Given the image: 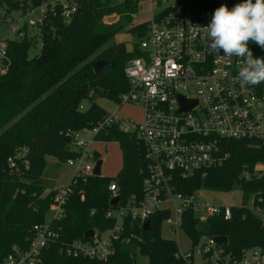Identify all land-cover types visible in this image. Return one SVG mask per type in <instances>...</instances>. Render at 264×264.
I'll return each mask as SVG.
<instances>
[{"label": "trees", "instance_id": "1", "mask_svg": "<svg viewBox=\"0 0 264 264\" xmlns=\"http://www.w3.org/2000/svg\"><path fill=\"white\" fill-rule=\"evenodd\" d=\"M47 0H0V19L12 12L22 15L32 11ZM243 0H230L229 9ZM189 8L215 11L220 7L215 0H185ZM79 16L65 24L58 16H48L38 28L40 53L28 58L37 36L31 37L27 25L22 36L8 43L11 67L0 79V257L12 246L25 248L32 235V227L43 223L52 199L55 181L62 164L73 157L67 131H80L98 122L105 114L96 98L117 102L129 89L123 74L126 62L138 57L136 47L131 51L124 43L105 47L116 34L127 30L132 33L143 28L131 26V15L136 5L125 2L120 5L110 0H83ZM118 16L115 23H106L109 15ZM254 58H264V49L249 43ZM97 61H107L112 68H104L99 74L93 71ZM94 97L88 99L89 93ZM86 103L85 110L79 106ZM94 141L120 144L122 166L114 181L118 185L122 201L132 195H142V182L146 168L144 145L135 136L126 135L116 128L100 132ZM245 141H222L221 152L226 155L220 166L202 169L185 180L177 179L175 185L183 195L196 190L230 193L238 190L242 204L260 196L264 206V145ZM24 152L21 159L17 153ZM48 157L55 158L47 162ZM12 158L14 168L6 169L7 159ZM99 160V156L96 154ZM16 159V160H15ZM27 163V168L24 163ZM259 165L260 168H256ZM243 173L249 180L241 179ZM112 180L90 176L87 183H78L76 192L66 207V217L59 227L63 243L84 240L88 230H106L112 221L104 218L109 208L108 185ZM47 194L42 196V192ZM84 199H81V194ZM166 214L150 219V230L143 232L139 244L140 254L148 264H180L174 254L178 246L161 236L160 226ZM183 231L193 243L201 237L225 236L228 248L264 246V231L260 223L244 208H232V219L210 217L205 221L195 219L187 211L183 215ZM59 244L50 245L43 255L42 264H94L86 259L67 258L60 253ZM136 247L116 245L115 264H134Z\"/></svg>", "mask_w": 264, "mask_h": 264}, {"label": "built area", "instance_id": "2", "mask_svg": "<svg viewBox=\"0 0 264 264\" xmlns=\"http://www.w3.org/2000/svg\"><path fill=\"white\" fill-rule=\"evenodd\" d=\"M110 1L116 5L134 3L137 12L131 15L132 19L143 9L148 16L135 25L143 26L136 34L144 36L134 46L139 56L130 58L123 69L129 89L117 102H112L116 111L105 112L88 128L66 132L74 152L65 161L72 169L70 180L54 187L45 221L32 227L27 246L23 249L12 246L10 252L0 257V264H42L45 251L56 244L67 258L115 264L112 259L117 244L136 247V254L141 255L138 247L143 242L142 233L146 232L144 224L149 222L150 230V219L160 214H166L161 226L167 224L175 233L183 230V215L187 211L200 221L210 217L230 221L233 207L244 208L258 219L264 231V206L260 196L250 198L245 206L242 199L236 206H218L204 195H183L175 185L177 179L185 180L199 170L220 166L226 158L220 148L222 141L264 145V83L250 85L240 79L241 58L210 53V41L202 28L209 25L214 11L189 8L185 0ZM78 3V0H50L34 9L40 17L27 27L30 29L31 24L41 27L50 15L69 24L79 8ZM21 30L14 27L11 31L15 36H22ZM9 42H0V79L11 67ZM93 97L94 93H89L88 99ZM179 97L194 105L180 111ZM86 105L81 104L79 110H85ZM123 106L139 107L141 120L121 115ZM112 128L135 135L144 145L146 168L142 195H132L122 201L118 185L111 181L107 187L109 208L104 218L112 221V227L103 231L94 229L89 239L63 243L59 227L66 217V207L77 184H85L93 176L98 160L91 150L94 138ZM82 132L90 133L92 139L81 138ZM6 166L14 168V160L8 158ZM249 177L247 173L240 176L246 181ZM116 198L117 204L110 205ZM171 212L174 219L169 217ZM213 237H201L196 244L190 240V252L184 255L177 250L175 260L180 264H264V246L232 249L228 248V239L226 246H217L212 239H207Z\"/></svg>", "mask_w": 264, "mask_h": 264}, {"label": "rangeland", "instance_id": "3", "mask_svg": "<svg viewBox=\"0 0 264 264\" xmlns=\"http://www.w3.org/2000/svg\"><path fill=\"white\" fill-rule=\"evenodd\" d=\"M50 1V0H47ZM230 0H215V2L218 5H226ZM237 2L238 0H234ZM147 8V6H145ZM2 18L0 19V42L2 41H11L15 39V33H13L11 30L16 28H22L24 25H29L32 21L38 19L40 17V13L38 10H32L26 12L25 15H22L21 11H15L9 14L8 16L4 17L3 14H1ZM108 18H112L111 20ZM118 16L112 14L106 17L107 23H115L118 21ZM148 19L147 13L144 12V9L141 11H138L136 14V17L132 19L131 26H134L136 24H139L145 20ZM29 29V28H28ZM119 32L116 34L107 44L105 47L112 46L114 44L124 43L127 49H131L135 45L138 44L139 39L137 37L136 33L129 32L127 30ZM30 33L31 37H34L38 35V27L37 24H31L30 26ZM41 48V42L37 36L36 42L31 46L29 52H28V58L32 59L35 56H37L40 53ZM243 67V64H242ZM241 67V68H242ZM95 103L103 109L105 112H114L116 111V107L114 104L106 99L96 98ZM121 115L124 116H131L135 120L139 121L141 117V111L138 108L132 109V111L127 110L126 108L120 112ZM80 137L85 140H91L92 135L88 132H82L80 134ZM92 151H96L100 154L99 160L102 161L101 165V176L109 178L110 180L114 181L116 178L118 172L121 169L122 166V152L120 144L117 142H111V143H104V142H97L94 141L91 146ZM24 156V152L17 153L16 158L21 159ZM16 160V159H15ZM47 162H54L56 161L55 158L48 157L46 159ZM25 167L27 168V163L25 162ZM256 168H260L259 165L256 166ZM72 173V169L68 167L65 163L62 164V170L59 174V177L57 178L55 185L60 184H66L70 180V176ZM42 196L47 194V191H43ZM193 194H196V196L204 195V198L206 200H210L213 204H216L218 206H236L241 204V194L238 190H234L230 193H218L213 192L211 190H196ZM192 194V195H193ZM189 196V195H187ZM170 207V205H168ZM48 213V212H47ZM47 213L45 214L47 216ZM170 219H174L173 212L169 215ZM161 236L165 239L174 241L177 246L178 250L181 254H187L190 252L192 246L190 239L185 234L183 230H178L175 233H172L169 225L162 224L161 226ZM134 264H148V259L144 257L143 255L136 254L134 256Z\"/></svg>", "mask_w": 264, "mask_h": 264}, {"label": "clouds", "instance_id": "4", "mask_svg": "<svg viewBox=\"0 0 264 264\" xmlns=\"http://www.w3.org/2000/svg\"><path fill=\"white\" fill-rule=\"evenodd\" d=\"M210 53L243 61L239 77L245 83H264V58H254L249 43L264 49V0H243L229 9L227 5L216 8L207 27ZM223 55H219L220 52Z\"/></svg>", "mask_w": 264, "mask_h": 264}, {"label": "water", "instance_id": "5", "mask_svg": "<svg viewBox=\"0 0 264 264\" xmlns=\"http://www.w3.org/2000/svg\"><path fill=\"white\" fill-rule=\"evenodd\" d=\"M79 2L83 1V0H78ZM82 12V8L79 7L77 9V11L75 12V16H79ZM111 20L112 18H108V20ZM109 23V22H108ZM144 36V34H139L138 35V38H142ZM113 67V64L111 62H107V61H97L93 64V71L95 74H99L104 68H112ZM179 102H180V105H181V109L180 111L182 110H188L190 109L194 103H191V102H187L185 101L184 99H182L181 97H179ZM101 165H102V161L100 160H97L96 164H95V167L93 169V176H96V177H100L101 176ZM6 169H9L8 166H5ZM119 201L118 198L116 199H112L111 202H110V205H115L117 204V202ZM144 231H149V222H146L144 224V227H143ZM93 236V230H88L87 232H85L84 234V238L86 239H89ZM207 239H212L217 246H226L227 245V237L225 236H215L213 238H207Z\"/></svg>", "mask_w": 264, "mask_h": 264}, {"label": "crops", "instance_id": "6", "mask_svg": "<svg viewBox=\"0 0 264 264\" xmlns=\"http://www.w3.org/2000/svg\"><path fill=\"white\" fill-rule=\"evenodd\" d=\"M115 106V105H114ZM116 107V106H115ZM127 109V110H130V111H132V109H135V108H138V109H140L139 107H136V106H123L121 109H120V112L122 111V110H124V109ZM140 111H141V109H140ZM141 115H142V111H141ZM128 117H131V116H128ZM132 118V117H131ZM141 120V117H140V119H139V121ZM95 153L99 156V158H100V154L98 153V152H96L95 151ZM60 174V173H59ZM58 177H59V175H58ZM57 177V178H58ZM56 182V181H55ZM54 187H56V186H54ZM54 187H53V189H54Z\"/></svg>", "mask_w": 264, "mask_h": 264}]
</instances>
